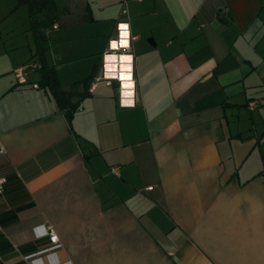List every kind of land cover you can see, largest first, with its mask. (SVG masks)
<instances>
[{
  "label": "crops",
  "instance_id": "crops-1",
  "mask_svg": "<svg viewBox=\"0 0 264 264\" xmlns=\"http://www.w3.org/2000/svg\"><path fill=\"white\" fill-rule=\"evenodd\" d=\"M52 1L37 37L80 95L70 126L16 81L32 30L0 80V264H264V0Z\"/></svg>",
  "mask_w": 264,
  "mask_h": 264
},
{
  "label": "rangeland",
  "instance_id": "rangeland-1",
  "mask_svg": "<svg viewBox=\"0 0 264 264\" xmlns=\"http://www.w3.org/2000/svg\"><path fill=\"white\" fill-rule=\"evenodd\" d=\"M32 37L33 32L27 5L17 4L16 0H0V68L6 69L0 73L1 81H14L12 71L8 69L14 62L29 58L30 54L26 42L27 38L31 39ZM17 45H21V47L13 48ZM83 64L81 61L75 63L71 73H84ZM65 72L69 73L66 70ZM30 74L38 76L37 71H29L28 77L32 76Z\"/></svg>",
  "mask_w": 264,
  "mask_h": 264
},
{
  "label": "trees",
  "instance_id": "trees-1",
  "mask_svg": "<svg viewBox=\"0 0 264 264\" xmlns=\"http://www.w3.org/2000/svg\"><path fill=\"white\" fill-rule=\"evenodd\" d=\"M17 1L19 4L23 3L27 5L31 29L33 30L36 38L37 50L35 54L32 56V58L29 60H36L40 64V68L37 70L40 73L39 83L44 88H47L50 91L58 108L64 113L68 121V124L71 126L73 110L76 106V103L72 102V98L74 96L80 95L78 92L75 91V88L78 86L79 82H75L73 84L72 89L68 92L60 88L57 71L53 66L47 64L45 59L46 46L43 42H41L38 39L36 33L38 28L52 25L54 21L53 18L41 20L39 17L40 14L42 12H49L54 14L55 12H57L58 8L54 5L52 0H17ZM94 76L95 74L90 75L89 77L85 78L81 83L89 84L93 80ZM6 182H7V178H6ZM2 242H4V240L2 239V235L0 234V250L3 248Z\"/></svg>",
  "mask_w": 264,
  "mask_h": 264
},
{
  "label": "built area",
  "instance_id": "built-area-1",
  "mask_svg": "<svg viewBox=\"0 0 264 264\" xmlns=\"http://www.w3.org/2000/svg\"><path fill=\"white\" fill-rule=\"evenodd\" d=\"M52 28H57V24H52ZM40 68V64L36 60H29L13 69V74L16 78V81L19 84H24L27 81L26 74L29 71H37ZM101 80H106V84H111L110 79L104 78L102 76H96L94 82L91 84L90 90H92L95 84ZM34 87L38 85L36 83L33 84ZM249 107L253 109L255 106V102H249ZM4 151V148L0 145V153ZM6 178L0 177V194H2L5 190ZM47 237V241L49 246L47 249H54L60 246L58 235L55 232L54 228L51 225L45 226L42 232L38 235V238Z\"/></svg>",
  "mask_w": 264,
  "mask_h": 264
},
{
  "label": "bare ground",
  "instance_id": "bare-ground-1",
  "mask_svg": "<svg viewBox=\"0 0 264 264\" xmlns=\"http://www.w3.org/2000/svg\"><path fill=\"white\" fill-rule=\"evenodd\" d=\"M129 64H130V61L128 57H125V56L117 57L116 61H114L113 63V67L116 66V69H114L113 75L114 76L116 75L117 78L121 79L124 86H129L130 84L129 75H127L126 74L127 71H125L127 68H130Z\"/></svg>",
  "mask_w": 264,
  "mask_h": 264
},
{
  "label": "snow or ice",
  "instance_id": "snow-or-ice-1",
  "mask_svg": "<svg viewBox=\"0 0 264 264\" xmlns=\"http://www.w3.org/2000/svg\"><path fill=\"white\" fill-rule=\"evenodd\" d=\"M113 47H116V45H115V43H113V45H112ZM111 59V58H110Z\"/></svg>",
  "mask_w": 264,
  "mask_h": 264
}]
</instances>
